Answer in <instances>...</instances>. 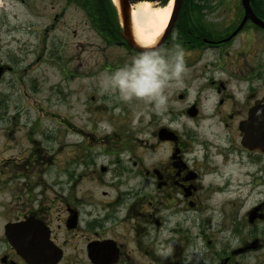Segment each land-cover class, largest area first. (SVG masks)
I'll return each mask as SVG.
<instances>
[{
    "label": "flooded vegetation",
    "instance_id": "flooded-vegetation-1",
    "mask_svg": "<svg viewBox=\"0 0 264 264\" xmlns=\"http://www.w3.org/2000/svg\"><path fill=\"white\" fill-rule=\"evenodd\" d=\"M220 1L187 3L183 32L202 33L186 40L174 35L178 17L158 51L162 55L183 47L201 55L216 52L217 64L210 69L206 66L208 74L202 72L206 84L199 86L195 97L189 99L191 88L179 95L189 102L180 115L197 125L179 130L172 119L155 129L143 155L132 148L129 159H123L127 146H121L111 165L91 163L92 175L98 166L99 173L108 174L111 181L101 198H90L88 209L79 208L78 199L70 202L63 195L48 201L42 193L31 197L27 173L20 169L16 175L0 178V192L11 190L3 211L7 219L0 226V264H41L46 258L47 264H237L239 255L260 247L258 239L244 238L248 230H258L264 223V55L263 49L258 50L256 63H252L248 58L254 51L252 38L247 37L264 28L248 19L231 37L245 9L240 0L234 8L226 2L225 14L231 15V21L224 25L211 18L224 5ZM250 4L264 20L252 0ZM196 12L204 14L201 22L190 23ZM240 36L245 38L233 56L245 59L242 65L230 55ZM115 44L126 46L122 41ZM163 128L175 136L162 139ZM205 129L210 132L202 135ZM7 166L19 164L9 162ZM14 179L21 180L22 186L14 188ZM97 181L102 183L103 177L99 175ZM224 202L237 209L232 214L220 212L223 224L218 227L230 226L231 239L241 236L243 243L217 250L207 230L214 227V211ZM71 245L75 254L68 259Z\"/></svg>",
    "mask_w": 264,
    "mask_h": 264
},
{
    "label": "rangeland",
    "instance_id": "rangeland-1",
    "mask_svg": "<svg viewBox=\"0 0 264 264\" xmlns=\"http://www.w3.org/2000/svg\"><path fill=\"white\" fill-rule=\"evenodd\" d=\"M228 1L233 8L238 2L221 0L224 5L216 3L221 9L211 15L224 25L231 21L224 8ZM249 35L254 51L248 58L256 63L257 51L263 49L264 55V32ZM244 38L240 36L230 53L240 65L245 59L233 55ZM178 51L183 53L184 72L180 79L167 81L163 105L145 99L124 101L110 89L108 76L141 54L125 45L108 43L93 29L86 12L67 0H0V178L16 175L20 169L27 173L31 197L42 193L48 201L63 195L70 202L78 199L79 208L88 209L90 198L98 200L111 181L108 174L99 173L98 166L92 175L91 163L111 165L119 157L121 146H127L121 158L129 159L132 148L135 154L143 155L155 129L172 119L179 130L197 125L180 115L189 102L179 95L191 88L189 99L195 97L199 86L206 84L202 72L208 74L204 72L206 66L210 69L217 64V54H195L176 47L162 55L172 61ZM209 132L205 129L201 134ZM139 145L142 147L136 148ZM147 154L150 163L151 155ZM158 155L162 156L161 149ZM9 162L19 166L8 168ZM99 175L102 183L97 181ZM21 184V180L12 181L14 188ZM7 190L0 192V226L7 219L3 213L10 200L11 190ZM217 208L212 219L214 227L207 230V236L216 241L217 250L232 249L243 243L242 237L231 239L230 226L221 230L218 223L223 224L220 212L232 214L237 207L225 204ZM253 238L261 242L260 247L239 255L237 264H264V223L258 230H248L244 241ZM69 247L71 251L75 248ZM74 254L72 251L67 258Z\"/></svg>",
    "mask_w": 264,
    "mask_h": 264
},
{
    "label": "clouds",
    "instance_id": "clouds-1",
    "mask_svg": "<svg viewBox=\"0 0 264 264\" xmlns=\"http://www.w3.org/2000/svg\"><path fill=\"white\" fill-rule=\"evenodd\" d=\"M184 72L183 53L176 52L172 61L156 52L134 56L131 63L109 74V87L119 93L120 99L154 100L163 105V89L169 79H180ZM104 127L105 125H101Z\"/></svg>",
    "mask_w": 264,
    "mask_h": 264
},
{
    "label": "trees",
    "instance_id": "trees-1",
    "mask_svg": "<svg viewBox=\"0 0 264 264\" xmlns=\"http://www.w3.org/2000/svg\"><path fill=\"white\" fill-rule=\"evenodd\" d=\"M69 4H76L81 7L87 14L90 24L97 31L98 34L101 35L108 43H114L116 41H122V37L119 30V21H118V10L113 0H67ZM142 0H131V2H137ZM144 1V0H143ZM147 1H158L161 5L165 6L168 4L170 0H147ZM214 0H184V4L179 16L178 24L175 34H179L183 36V39H190L189 37H194L197 33H202L199 31H194L193 34L189 35L187 32V36L183 32V25L185 24L184 17L186 16V4L189 2H213ZM255 11L264 18V0H252ZM255 3H260L261 5L255 6ZM202 8H194L192 10L199 11ZM204 16L201 12H196L192 15L193 24L195 22L198 24L201 22L202 17ZM202 35V34H201ZM182 39V40H183ZM181 39L177 38L178 42L184 43L180 41ZM160 53V52H159Z\"/></svg>",
    "mask_w": 264,
    "mask_h": 264
},
{
    "label": "water",
    "instance_id": "water-1",
    "mask_svg": "<svg viewBox=\"0 0 264 264\" xmlns=\"http://www.w3.org/2000/svg\"><path fill=\"white\" fill-rule=\"evenodd\" d=\"M241 1L245 9V15L243 17L240 26L234 31L231 37L239 32V30L243 27V25L248 19L252 20L258 26L264 28V21L254 13L252 6L250 4V0H241ZM114 2L118 9V16H119L118 20H119V28H120L121 36L133 50H135L138 53H145V52H156L163 46L164 42L166 41V39L168 38V36L172 31V28L177 20L178 14L181 10L184 0H174L170 20L168 21L166 28L164 29L163 33L161 34L157 42L151 46H143L135 39L133 32V23H132V6H133L132 2L130 0H114ZM2 73H3V68H0V77ZM254 121H256V119L251 118V122ZM160 136L162 139H170L172 136L175 135L174 132L166 128H163L160 131ZM59 259L60 258H57V260H55L54 263H56V261H58ZM48 262H49L48 258H46V260L41 264H47Z\"/></svg>",
    "mask_w": 264,
    "mask_h": 264
},
{
    "label": "bare ground",
    "instance_id": "bare-ground-1",
    "mask_svg": "<svg viewBox=\"0 0 264 264\" xmlns=\"http://www.w3.org/2000/svg\"><path fill=\"white\" fill-rule=\"evenodd\" d=\"M170 0L166 6L158 5L157 1H139L132 7V23L135 39L143 46H151L163 33L173 6Z\"/></svg>",
    "mask_w": 264,
    "mask_h": 264
}]
</instances>
